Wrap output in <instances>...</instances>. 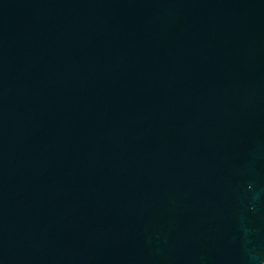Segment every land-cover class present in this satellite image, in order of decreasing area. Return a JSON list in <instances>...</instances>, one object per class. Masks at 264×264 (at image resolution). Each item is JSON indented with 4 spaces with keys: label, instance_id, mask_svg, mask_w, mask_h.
I'll use <instances>...</instances> for the list:
<instances>
[{
    "label": "water",
    "instance_id": "water-1",
    "mask_svg": "<svg viewBox=\"0 0 264 264\" xmlns=\"http://www.w3.org/2000/svg\"><path fill=\"white\" fill-rule=\"evenodd\" d=\"M0 264H264V0H0Z\"/></svg>",
    "mask_w": 264,
    "mask_h": 264
}]
</instances>
